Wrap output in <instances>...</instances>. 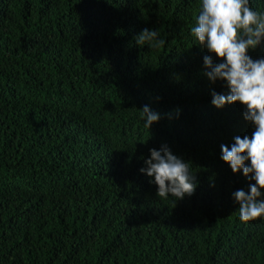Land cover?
Returning <instances> with one entry per match:
<instances>
[{"label":"trees","instance_id":"1","mask_svg":"<svg viewBox=\"0 0 264 264\" xmlns=\"http://www.w3.org/2000/svg\"><path fill=\"white\" fill-rule=\"evenodd\" d=\"M200 5L0 0V264H264V216L242 221L233 197L255 182L221 159L255 126L211 102L230 89L205 75L222 60L191 32ZM145 28L165 46L138 45ZM162 145L190 162L191 196L140 172Z\"/></svg>","mask_w":264,"mask_h":264},{"label":"clouds","instance_id":"2","mask_svg":"<svg viewBox=\"0 0 264 264\" xmlns=\"http://www.w3.org/2000/svg\"><path fill=\"white\" fill-rule=\"evenodd\" d=\"M201 46L215 54L222 62L213 65L212 57H204L206 77L213 83L218 79L227 82V95L212 92V104L223 108L226 104L239 102L244 105L246 121L255 126L251 136L234 137V144L221 145V159L230 165L232 172L254 181L249 190L233 193L239 204V216L244 222L264 216V58L253 60L250 49H255L264 40V12L254 10L250 0H201L196 26L191 29ZM156 30L143 29L136 37L140 46L161 48L167 43L159 38ZM144 126L149 128L160 120V114L145 105L142 109ZM179 114L177 110V115ZM150 158L140 172L154 179L157 196L175 197L182 200L196 189L195 174L190 162L174 155L167 145L159 150L150 149Z\"/></svg>","mask_w":264,"mask_h":264}]
</instances>
